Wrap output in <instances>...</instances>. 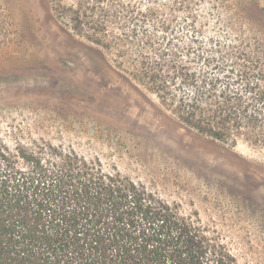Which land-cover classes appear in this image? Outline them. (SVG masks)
Wrapping results in <instances>:
<instances>
[{
  "label": "trees",
  "instance_id": "16d2710c",
  "mask_svg": "<svg viewBox=\"0 0 264 264\" xmlns=\"http://www.w3.org/2000/svg\"><path fill=\"white\" fill-rule=\"evenodd\" d=\"M46 1L76 34L115 50L118 65L157 96L168 120L159 133L173 134L172 149L189 154L180 145L232 146L237 137L264 146V0L127 5L129 23L119 33L108 24L118 0ZM146 17H155V41L144 35ZM195 41L187 50L193 61L179 56L180 43ZM221 149L224 162L201 160L203 175L239 174L230 159L238 155ZM0 264L249 263L195 214L98 159L50 142L10 147L0 140Z\"/></svg>",
  "mask_w": 264,
  "mask_h": 264
},
{
  "label": "rangeland",
  "instance_id": "374dc122",
  "mask_svg": "<svg viewBox=\"0 0 264 264\" xmlns=\"http://www.w3.org/2000/svg\"><path fill=\"white\" fill-rule=\"evenodd\" d=\"M160 1L118 0L108 24L119 33L129 23L127 5ZM55 8L46 0H0V140L10 147L50 142L98 159L217 230L239 262L264 264V146L237 137L232 146L180 145L189 154L172 149L166 143L173 134L159 133L168 120L159 116L157 96L118 65L115 50L76 34ZM154 19L142 25L155 41L161 33L149 24ZM199 41L202 49L205 37ZM197 47V41L180 43L178 54L193 61L188 51ZM225 147L238 155L230 159L239 174L203 175L201 160L224 162Z\"/></svg>",
  "mask_w": 264,
  "mask_h": 264
}]
</instances>
